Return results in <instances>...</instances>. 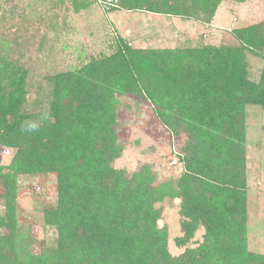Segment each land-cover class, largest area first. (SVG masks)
<instances>
[{
	"label": "trees",
	"instance_id": "1",
	"mask_svg": "<svg viewBox=\"0 0 264 264\" xmlns=\"http://www.w3.org/2000/svg\"><path fill=\"white\" fill-rule=\"evenodd\" d=\"M250 1L256 0H116L114 9L209 25L223 2ZM71 4L79 12L92 2ZM230 35L235 45L205 46L204 60L191 67L122 40L109 56L46 76V100L27 112V73L0 57V144L15 150L10 165L0 167V230L8 231L0 232V264H264V254L248 249L245 118L246 106L264 110V65L255 81L246 61L247 54L264 61V21ZM125 91L153 105L173 136L183 132L175 182L157 183L146 166L131 174L112 166L123 147L110 101ZM17 172L56 176V205L44 210L56 239L41 255L16 246L32 242L16 230ZM172 200H179L177 256L157 226L156 205ZM199 229L202 241L188 247Z\"/></svg>",
	"mask_w": 264,
	"mask_h": 264
},
{
	"label": "rangeland",
	"instance_id": "2",
	"mask_svg": "<svg viewBox=\"0 0 264 264\" xmlns=\"http://www.w3.org/2000/svg\"><path fill=\"white\" fill-rule=\"evenodd\" d=\"M90 2L87 9L76 12L71 0H0V57L5 66L22 68L27 73L26 112L36 110L40 107L36 105L46 100L49 91L46 76L109 56L122 40L133 48L163 52L168 63L172 55L180 57L186 67H191L202 63L205 46L235 45L230 35L233 29L264 21V0L243 4L223 2L215 14L213 27L206 29L205 25L163 15L114 9L116 0ZM161 58L156 66L164 76ZM246 61L250 79L257 81L264 61L251 54L246 55ZM125 92L115 93L110 101L117 114V139L123 147L121 157L112 166L129 174L146 166L155 172L157 183L175 182L182 172L178 157L183 132L173 136L157 119L153 105L137 93ZM32 102L33 106H29ZM245 118L248 249L264 254V110L246 106ZM14 154V149L0 144V167L10 165ZM15 185L16 230L24 239L30 236L32 240L27 248L28 241L16 246L41 255L56 239L55 228L44 221V210L56 205V176L17 172ZM156 207L161 211L157 226L167 231L168 252L177 256L182 252L173 241L181 235L179 200L164 201ZM4 211L0 199V216ZM202 236L203 229H199L187 246L196 247Z\"/></svg>",
	"mask_w": 264,
	"mask_h": 264
},
{
	"label": "crops",
	"instance_id": "3",
	"mask_svg": "<svg viewBox=\"0 0 264 264\" xmlns=\"http://www.w3.org/2000/svg\"><path fill=\"white\" fill-rule=\"evenodd\" d=\"M214 17H215V16H214ZM214 17H213V19H214ZM213 19H212V21H211V23H210L209 25H205V29H206V28H209V27H211V28L213 27V26L211 25L212 22H213ZM200 25H201V24H200Z\"/></svg>",
	"mask_w": 264,
	"mask_h": 264
},
{
	"label": "built area",
	"instance_id": "4",
	"mask_svg": "<svg viewBox=\"0 0 264 264\" xmlns=\"http://www.w3.org/2000/svg\"><path fill=\"white\" fill-rule=\"evenodd\" d=\"M5 153H6V155H9V151L8 150H6Z\"/></svg>",
	"mask_w": 264,
	"mask_h": 264
}]
</instances>
